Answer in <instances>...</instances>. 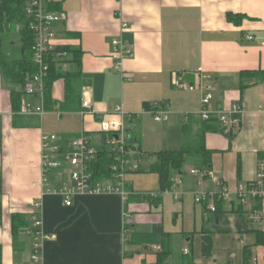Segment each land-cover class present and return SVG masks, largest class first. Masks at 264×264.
I'll return each instance as SVG.
<instances>
[{"label":"crops","instance_id":"0c3cea01","mask_svg":"<svg viewBox=\"0 0 264 264\" xmlns=\"http://www.w3.org/2000/svg\"><path fill=\"white\" fill-rule=\"evenodd\" d=\"M51 10L66 14L57 25L56 45L70 49L69 61L66 70L60 69L77 78L71 91L65 79L55 82L45 114L27 117L12 106V93L20 88L0 72V264H33L28 231L34 203L41 204V228L50 237L40 264H158L156 248L161 246L131 243L133 235L154 226L167 236L164 264H209L218 236L238 241L241 264H247L248 250L249 264L254 255L264 263V245L257 244L261 227L249 220L261 203L216 201L212 212L211 200L195 201L197 193L219 192L217 182L232 192L253 182L264 158V79H259L264 74V0H53ZM114 38L133 48L122 67L113 58ZM199 73L213 79L215 109L243 106L242 124L233 136H205L206 148L213 152L214 179L192 175L195 168L188 165L184 174L172 173L173 188L163 192L159 176L148 171L155 154L186 145L185 126L189 117H199L200 87L206 84ZM178 74L182 80L174 85ZM192 85L198 88L191 91ZM86 95L93 114L83 109ZM36 99L26 98L31 104ZM155 104L169 107L167 119L158 122L150 114ZM119 108L139 115L130 135L145 155L140 160L145 172L126 177V200L118 194L83 195L67 207L50 190L69 177L52 172L44 180L43 136H58L67 151L72 140L87 134L92 149L101 151L106 140L100 123L115 117ZM191 126L198 134V121ZM154 194L162 196L147 199ZM205 237L212 241L209 257L203 254ZM227 252L232 258L226 264H234L236 255Z\"/></svg>","mask_w":264,"mask_h":264},{"label":"built area","instance_id":"2783aa9c","mask_svg":"<svg viewBox=\"0 0 264 264\" xmlns=\"http://www.w3.org/2000/svg\"><path fill=\"white\" fill-rule=\"evenodd\" d=\"M52 4L53 0H28L25 7V12L31 19L30 27L34 34L32 52L37 72L24 87V92L26 95L39 97L41 106L34 108L32 105L22 103L19 112L22 116L42 117L45 114V82L49 76V59L52 55H55L54 59L61 68L67 69L69 53L56 52L57 25L66 20V14L51 10ZM127 28V24L122 26L123 30ZM247 39L249 41L254 40L251 36ZM111 44L113 46V58L117 62V66L122 67L123 61L133 56V48L117 38L112 39ZM182 77L181 74L176 75L174 85H179ZM199 78L205 80L206 84L200 87L203 95L198 116L204 121H208L214 116L217 117L221 123L223 133L227 136L235 135L242 124L243 106L240 103H235L230 109H215L213 106L214 83L212 77L202 76V73H199ZM197 88L196 85L189 87L191 91H195ZM83 109L86 110L85 113L87 114H93L94 112L87 95L83 100ZM150 114L154 116L156 121L161 122L168 118L170 109L165 104H155ZM137 117L139 115L127 114L123 108H119L117 114L111 120L101 121L102 132L112 136L107 140V148L114 153L116 161L111 169V178L103 182H97L94 179L92 165L97 151L92 149L91 138L87 134H82L79 138L72 140L67 151L64 150L58 136L44 135L42 138V168L45 182L47 183L49 174L52 172L60 173L61 179L64 175L69 177V182L62 180L58 187L50 191L61 196L67 207L73 205L74 198L83 195L118 194L126 200L128 196L126 192L128 173L138 172L142 169L140 148L130 135L135 128L134 121ZM191 174L200 178L214 179V174L210 170H192ZM217 185L220 188L217 193H197L196 203L203 204L211 200L210 210L212 212H216V201L236 199L243 205L261 203V208L250 212L249 220L260 226L264 234V158L258 162L256 178L253 182L247 185H239L234 192L224 188L220 182H217ZM150 196L160 198L162 194ZM175 199L178 200L179 195L175 194ZM32 207L34 209L32 228L28 231L33 246L31 260L33 264H40L43 245L50 240V237L45 235L41 228L42 220L38 213L41 204L34 203ZM128 218L129 216L125 215V219ZM156 249L161 251L160 247ZM188 253L189 251L185 250V254ZM251 264L264 263H261L259 258L254 255Z\"/></svg>","mask_w":264,"mask_h":264},{"label":"trees","instance_id":"16d2710c","mask_svg":"<svg viewBox=\"0 0 264 264\" xmlns=\"http://www.w3.org/2000/svg\"><path fill=\"white\" fill-rule=\"evenodd\" d=\"M27 2L28 0H0V72H2L6 82L20 88V91L12 93V106L17 114L21 110V100L25 94L24 87L37 72L32 52L34 34L30 27L31 19L25 12ZM232 18L230 16V19ZM68 51H70L68 48L58 47L56 49V52ZM75 54L78 53L75 52ZM54 56L52 55L49 59L50 71L45 82V105L51 104L52 89L55 82L60 79H65L71 91L73 90V83L77 78L75 75L63 73L59 63L55 61ZM242 76L257 77L254 73H242ZM259 79L263 80L264 74H260ZM193 120H197L200 125L198 134L193 133L191 126ZM208 133H223L221 123L217 117L214 116L208 121H204L200 117H189V123L185 126V136L188 140L184 148L180 151H164L155 154L156 161L151 165L148 172L159 176L160 186L163 192L173 188V181L171 179L172 172L184 174L188 165L193 166L195 168L194 170H210L213 152L209 151L205 145V136ZM102 134L105 136L106 142L103 149L96 153V158L93 160L92 165L94 179L97 182L110 179L111 169L116 164L114 153L107 148V140L112 136L103 132ZM140 152L141 158H144L145 155L141 149ZM143 172L145 170L141 169L138 172H130L128 174ZM147 199L152 201L153 197L149 196ZM19 219L21 218H15L16 224ZM23 224L26 225L25 222ZM17 229L18 226L16 227ZM131 243H154L161 246V251L158 253V264H164L169 256L167 236L164 229L160 226L152 227L148 233L133 235ZM257 244L264 245V234L258 235ZM211 246V237H205L203 246L204 256H211ZM246 252V263L249 264L248 261L251 258L250 250Z\"/></svg>","mask_w":264,"mask_h":264},{"label":"rangeland","instance_id":"374dc122","mask_svg":"<svg viewBox=\"0 0 264 264\" xmlns=\"http://www.w3.org/2000/svg\"><path fill=\"white\" fill-rule=\"evenodd\" d=\"M214 95H215V98H217L218 97V92H216V91L214 92L213 98H214ZM27 97H32V96L31 95H23V98H24L23 99V103L24 104L32 105L34 108H37V107L41 106L40 100L38 101V99H36L35 103H37V101H38V103L34 104V102H33L31 104V103H29L26 100ZM98 139H100V138H98ZM96 146L97 145L95 143V147ZM144 168H146V165H144ZM172 173H174V172H172ZM172 173H171V177L172 176L174 177V175ZM174 192L177 193V190L175 189ZM177 194H179V193H177ZM195 245L197 246V248H198V245H200L198 240L195 243ZM240 248H241V246H240V244L238 243L237 240H232L231 238L227 239V237H225V236H221V237L218 236V238L215 240V248H214L213 259L211 261H206V260L205 261L208 262L209 264H212V263H214L213 261L216 260V261H218V264H226V262H228L229 259L232 258V255H230L227 252L228 250H231L236 255V258L234 260V264L235 263L236 264H241L242 252H241Z\"/></svg>","mask_w":264,"mask_h":264}]
</instances>
